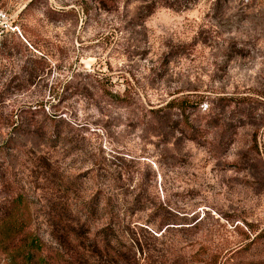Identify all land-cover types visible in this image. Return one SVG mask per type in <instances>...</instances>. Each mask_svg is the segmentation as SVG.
Returning <instances> with one entry per match:
<instances>
[{
	"label": "rangeland",
	"instance_id": "374dc122",
	"mask_svg": "<svg viewBox=\"0 0 264 264\" xmlns=\"http://www.w3.org/2000/svg\"><path fill=\"white\" fill-rule=\"evenodd\" d=\"M0 32L3 81L44 67L0 86L1 203L120 264H264V0H0Z\"/></svg>",
	"mask_w": 264,
	"mask_h": 264
},
{
	"label": "trees",
	"instance_id": "16d2710c",
	"mask_svg": "<svg viewBox=\"0 0 264 264\" xmlns=\"http://www.w3.org/2000/svg\"><path fill=\"white\" fill-rule=\"evenodd\" d=\"M98 1L108 4L111 0ZM21 47L24 51L28 50L22 44ZM14 51V48L7 42L0 43V73L5 67L2 60L12 56ZM26 62L22 72L13 73L5 81L0 77V86H9L15 80L32 83L41 75V69L44 71V67L36 66L35 63H39L38 59ZM32 113L36 112L31 111ZM22 123L24 122L20 120L15 125V130H18ZM23 127L25 128V126ZM33 206V200L23 192H18L13 197L6 199L4 203L0 202V264H93L92 258L103 260L106 264H120V262L127 261L125 250L121 248L119 240L113 239L108 231V226L102 229V235L98 236L99 240L97 238L88 239L91 243L90 246H87L85 239L77 238L75 235L77 242L74 248L63 250L52 247L36 227ZM98 209V203L93 198L85 208L86 216H94ZM251 235L247 237L248 244L259 243V234L252 231Z\"/></svg>",
	"mask_w": 264,
	"mask_h": 264
},
{
	"label": "built area",
	"instance_id": "2783aa9c",
	"mask_svg": "<svg viewBox=\"0 0 264 264\" xmlns=\"http://www.w3.org/2000/svg\"><path fill=\"white\" fill-rule=\"evenodd\" d=\"M1 33V32H0Z\"/></svg>",
	"mask_w": 264,
	"mask_h": 264
}]
</instances>
